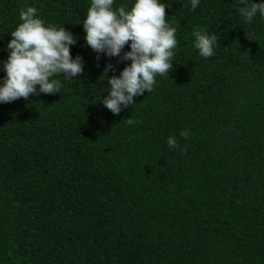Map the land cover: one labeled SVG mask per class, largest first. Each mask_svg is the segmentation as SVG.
<instances>
[{
    "label": "trees",
    "instance_id": "trees-1",
    "mask_svg": "<svg viewBox=\"0 0 264 264\" xmlns=\"http://www.w3.org/2000/svg\"><path fill=\"white\" fill-rule=\"evenodd\" d=\"M89 2L0 0V62L26 5L84 61L60 92L0 103V264H264V19L245 23L238 0H164L173 67L114 115L102 72L130 61L87 46ZM194 28L216 33L212 56Z\"/></svg>",
    "mask_w": 264,
    "mask_h": 264
},
{
    "label": "clouds",
    "instance_id": "clouds-1",
    "mask_svg": "<svg viewBox=\"0 0 264 264\" xmlns=\"http://www.w3.org/2000/svg\"><path fill=\"white\" fill-rule=\"evenodd\" d=\"M200 0H187L188 11L195 10ZM164 0H90L82 19L84 40L97 58L102 53L108 57H119L130 61L118 74L112 64H106L102 72L107 78V91L101 103L114 115L135 103L134 97L151 92L156 76L169 74L173 67L174 49L177 46L176 27L166 19ZM237 11L245 23L259 15L264 19V0H238ZM19 23L10 31L11 39L4 46L7 58L0 62L4 72L0 76V103L19 98L27 99L30 94H54L61 91L58 78L73 79L84 70L80 54L75 56L70 46L76 37L63 25L46 23L38 15L35 5H26L19 10ZM194 47L201 57L214 54L216 33L194 28ZM128 49L124 50L125 45ZM99 97V98H100ZM127 123L133 124L132 119ZM188 131L181 130L180 136L187 137ZM169 148L178 146L175 136L166 140Z\"/></svg>",
    "mask_w": 264,
    "mask_h": 264
}]
</instances>
